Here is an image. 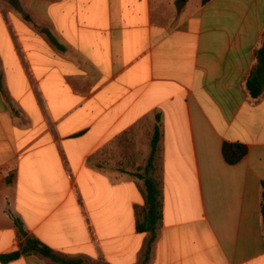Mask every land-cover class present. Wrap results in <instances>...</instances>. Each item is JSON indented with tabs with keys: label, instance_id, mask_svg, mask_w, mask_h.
Returning <instances> with one entry per match:
<instances>
[{
	"label": "crops",
	"instance_id": "1",
	"mask_svg": "<svg viewBox=\"0 0 264 264\" xmlns=\"http://www.w3.org/2000/svg\"><path fill=\"white\" fill-rule=\"evenodd\" d=\"M202 1L0 0V258L33 238L62 260L142 264L135 167L158 125L147 264H264V93L246 88L264 0ZM225 142L247 155L228 164Z\"/></svg>",
	"mask_w": 264,
	"mask_h": 264
},
{
	"label": "trees",
	"instance_id": "2",
	"mask_svg": "<svg viewBox=\"0 0 264 264\" xmlns=\"http://www.w3.org/2000/svg\"><path fill=\"white\" fill-rule=\"evenodd\" d=\"M210 0H203V5ZM255 66L251 72L250 77L246 81V88L253 99H258L264 93V38L261 47L255 52ZM160 139L161 132L157 125L155 127L153 136L151 138V154L148 159L146 170L149 171L155 168V163L160 159ZM248 153V147L241 143L225 142L223 145V155L228 164L239 163ZM139 179H143L145 183V190L143 191L145 207L139 210V219L136 229L140 233H149L150 239L147 244V249L142 264H147L150 260L152 245L157 239L158 231L163 222V207L164 197L162 190L161 178L154 176H142L135 174ZM262 216L264 223V191H263V205ZM16 225L22 231L21 223L16 221ZM32 253L42 254L55 262H63L65 264H82L81 261L62 260L53 252V250L41 241L33 238H28L24 243H21L18 250L1 256V261L4 263L19 259L23 255Z\"/></svg>",
	"mask_w": 264,
	"mask_h": 264
},
{
	"label": "rangeland",
	"instance_id": "3",
	"mask_svg": "<svg viewBox=\"0 0 264 264\" xmlns=\"http://www.w3.org/2000/svg\"><path fill=\"white\" fill-rule=\"evenodd\" d=\"M178 8L180 9L179 4H178ZM148 159L145 158L143 162H140V164H138L135 167V174H140V175L145 176V177L146 176H154L155 178H161L160 161L157 160V162L155 163V168L147 171L146 170V166H147V163H148Z\"/></svg>",
	"mask_w": 264,
	"mask_h": 264
}]
</instances>
